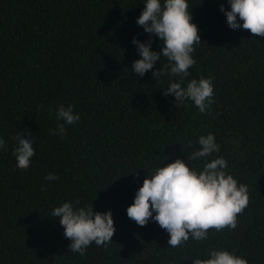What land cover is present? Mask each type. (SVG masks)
I'll return each instance as SVG.
<instances>
[{"label":"trees","instance_id":"1","mask_svg":"<svg viewBox=\"0 0 264 264\" xmlns=\"http://www.w3.org/2000/svg\"><path fill=\"white\" fill-rule=\"evenodd\" d=\"M145 2L0 0V137L7 144L0 149V264H192L211 250L264 264V37L227 26L219 9L230 11L228 0H186L201 43L182 87L210 78L214 90L201 113L191 100L175 105L162 94L179 80L153 78L168 63L163 56L143 77L132 71L140 59L134 37L151 39V51L162 46L136 24ZM61 105L80 116L63 137L50 134L64 123L55 116ZM209 133L219 152L189 160ZM16 135L33 142L26 170L16 166ZM218 157L248 188L250 203L234 230L209 229L207 239L172 248L154 220L141 227L127 217L157 167L181 159L200 171ZM49 172L58 179L46 181ZM64 202L111 211V243H93L84 256L70 252L51 216Z\"/></svg>","mask_w":264,"mask_h":264},{"label":"clouds","instance_id":"2","mask_svg":"<svg viewBox=\"0 0 264 264\" xmlns=\"http://www.w3.org/2000/svg\"><path fill=\"white\" fill-rule=\"evenodd\" d=\"M228 3L230 11H225L223 5L219 10L226 17L230 29L242 28L253 36L264 37V0H228ZM237 17L242 24L238 23ZM191 21L186 0H146L136 24L145 33L157 37L162 46L159 52L151 51V39L141 43L134 37L131 43L140 59L133 62L132 71L143 77L163 56L168 63L163 69L152 71L153 78L167 73L170 77H179V80L171 82L162 94L174 96L175 105L191 100L201 113H205L213 102L211 79H192L182 87L189 76L188 70L196 63L192 57L194 46L201 43L199 29ZM55 116L64 123L58 124L50 134L61 137L66 135L65 125L80 120L71 105L67 108L61 105ZM11 139L17 142L13 150L17 168L28 169L35 154L32 140L23 135L12 136ZM198 143L200 150L194 151L189 160H199L220 150L211 133L199 137ZM6 148V141L0 137V149ZM227 167L223 157L205 163L200 171L190 168L181 159L157 167L136 191L133 203L126 209L127 217L141 227L146 226L150 219L154 220L168 233L167 243L172 248L181 247L190 238L197 242L207 239L209 229L217 232L225 228L234 230L237 216L243 213L250 198L247 186L238 184L225 171ZM44 179L53 181L58 176L49 172ZM44 190L42 187L41 191ZM51 216L59 218L64 237L71 241L69 251L81 256L86 255V249L93 243L97 247H107L115 233L111 211L94 212L92 205L77 208L72 202H64L52 210ZM192 264H248V261L229 251L211 250L209 258L194 259Z\"/></svg>","mask_w":264,"mask_h":264}]
</instances>
